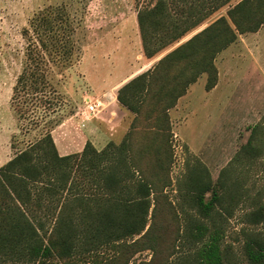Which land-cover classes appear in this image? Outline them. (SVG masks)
Here are the masks:
<instances>
[{
    "label": "trees",
    "instance_id": "obj_1",
    "mask_svg": "<svg viewBox=\"0 0 264 264\" xmlns=\"http://www.w3.org/2000/svg\"><path fill=\"white\" fill-rule=\"evenodd\" d=\"M231 1L154 0L139 7L136 20L143 55L152 59L168 50ZM34 23L37 37L29 27L22 32L24 65L11 101L16 117L36 126L43 118L40 107L52 108L47 93L59 83L56 75L64 76L75 59L68 43L71 20L63 5L39 10ZM263 24L264 0H238L226 15L212 20L118 88L119 105L134 115L132 129L146 125L152 145H134L128 139L119 144L110 141L97 150L86 141L81 152L61 156L51 131L46 130L1 165L0 215L6 216L0 218V264L8 260V264H41L50 258L77 264L76 258L91 257L109 245L117 247L118 252L102 264H128L143 249H151L153 257L137 264H224L227 252L222 247L223 211L230 215L229 207L247 201L251 209L243 219L250 226L264 224L261 192H250L238 167L245 164L250 168L260 161L264 125L252 127L247 142L232 158L233 166L222 168L217 180L212 181L204 167L197 166L190 172L186 188L189 204L207 221L190 218L178 222L170 249L164 232L168 225L151 221L146 228L151 194L166 182L158 185L161 177L153 173L156 180L148 174L140 159L153 152L160 165H165L163 159L170 164L171 146L167 142L168 149L164 148L162 141L170 130L168 111L200 75L207 76L205 89H212L218 80L217 55L239 34L256 32ZM87 170L98 171L93 194H85L79 187L81 179L75 180ZM37 190L52 194L55 204L50 227L28 216L29 206L38 202ZM243 232L248 264H264V229ZM136 235L139 237L126 242V238ZM183 244L194 245V250H180Z\"/></svg>",
    "mask_w": 264,
    "mask_h": 264
},
{
    "label": "rangeland",
    "instance_id": "obj_2",
    "mask_svg": "<svg viewBox=\"0 0 264 264\" xmlns=\"http://www.w3.org/2000/svg\"><path fill=\"white\" fill-rule=\"evenodd\" d=\"M153 1L0 0V160L12 158L46 130L51 131L52 137L56 130L59 136L66 135L68 130L72 137L77 136V132H83L85 141H90L97 150L110 141L119 144L128 139L134 145H152L146 125L132 129L134 115L115 101V94L121 86L117 85L124 78L134 77L152 67L167 51L212 20L226 15L227 9L238 0H232L212 12L201 26L180 42L147 59L142 52L136 14L139 7ZM56 5H63L71 20L68 43L75 63L65 71L64 76L56 75L59 83L47 93L52 99V108L41 106L39 110L43 118L34 126L16 117L11 101L13 87L24 65L25 37L22 32L29 27L37 37L34 23L36 13ZM215 65L218 80L212 89H205L207 76L202 74L168 111V141L167 138L162 141L164 148L168 149L167 142L171 146L170 164L163 159L165 165H160L159 160L152 156L153 152H147V158L140 159L148 174H152L156 180L153 173L161 177L158 185L166 182L162 189L154 190L151 194L146 228L151 221L168 225L164 232L169 249L178 222L182 224L190 218L207 221L189 204L186 188L190 172L197 166L204 167L211 180H217L222 168L233 166L232 158L247 142L252 127L257 123L264 125V24L256 32L239 34L235 42L217 55ZM89 102L97 104L95 112L88 111ZM95 135L100 137L96 138ZM238 167L243 171L241 175L245 177L250 192L254 194L260 190L264 200V152L254 166L247 168L244 164ZM95 170H87L75 178L78 182V178L81 179L79 187L83 188L85 194L95 192V175L98 172ZM37 191L40 193L38 202L29 206L28 216L34 220L41 219L50 227L55 204L52 203V194ZM209 197L210 192L206 194V198ZM217 208L220 209L219 206ZM230 209V215L223 211L224 219L221 221L224 230L222 247L227 252L224 264H248L243 248V231L249 228L259 231L264 229V224L250 226L243 219V215L251 209L247 201ZM5 216L3 213L0 218ZM137 237L139 235L125 240L129 243ZM180 250L192 251L194 245L183 244ZM117 252L114 245L104 246L91 257L76 258L75 263L102 264L104 259L115 256ZM152 255L151 249H143L136 252L128 264L148 261ZM41 264H65V261L50 258Z\"/></svg>",
    "mask_w": 264,
    "mask_h": 264
},
{
    "label": "crops",
    "instance_id": "obj_3",
    "mask_svg": "<svg viewBox=\"0 0 264 264\" xmlns=\"http://www.w3.org/2000/svg\"><path fill=\"white\" fill-rule=\"evenodd\" d=\"M132 76L126 77L124 78L118 85L117 87H119L120 85H122L123 83H125L126 81H128V79H130ZM184 97V95L182 96ZM182 97L179 98L178 101H180V99H182ZM116 94H115V101H116ZM118 106V104H116ZM56 133H58V131L56 130ZM54 137V142L58 151L59 155H67V154H71V153H76L79 152L81 149H83V145L85 144V135L83 134V132H80V134L77 132V136H69L68 130H66V135L59 136V133L56 134ZM73 135V134H71ZM96 138L100 137L99 135H95ZM3 159V158H2ZM8 159H3L0 160V166L3 165L4 163H6Z\"/></svg>",
    "mask_w": 264,
    "mask_h": 264
},
{
    "label": "built area",
    "instance_id": "obj_4",
    "mask_svg": "<svg viewBox=\"0 0 264 264\" xmlns=\"http://www.w3.org/2000/svg\"><path fill=\"white\" fill-rule=\"evenodd\" d=\"M87 107H88V111L90 113H92V112H95L96 111L97 104L95 102H89Z\"/></svg>",
    "mask_w": 264,
    "mask_h": 264
}]
</instances>
